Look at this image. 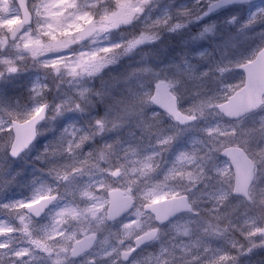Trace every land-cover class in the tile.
<instances>
[{"label":"clouds","instance_id":"clouds-1","mask_svg":"<svg viewBox=\"0 0 264 264\" xmlns=\"http://www.w3.org/2000/svg\"><path fill=\"white\" fill-rule=\"evenodd\" d=\"M259 66L264 0H0V264H264Z\"/></svg>","mask_w":264,"mask_h":264},{"label":"water","instance_id":"water-1","mask_svg":"<svg viewBox=\"0 0 264 264\" xmlns=\"http://www.w3.org/2000/svg\"><path fill=\"white\" fill-rule=\"evenodd\" d=\"M264 87V66L257 67L251 77V90L249 92L248 100L251 99V93L257 88ZM243 163L241 162L238 167V174L242 173Z\"/></svg>","mask_w":264,"mask_h":264},{"label":"rangeland","instance_id":"rangeland-1","mask_svg":"<svg viewBox=\"0 0 264 264\" xmlns=\"http://www.w3.org/2000/svg\"><path fill=\"white\" fill-rule=\"evenodd\" d=\"M3 180V187L7 185V182H9L6 178L0 177V181Z\"/></svg>","mask_w":264,"mask_h":264},{"label":"trees","instance_id":"trees-1","mask_svg":"<svg viewBox=\"0 0 264 264\" xmlns=\"http://www.w3.org/2000/svg\"><path fill=\"white\" fill-rule=\"evenodd\" d=\"M13 191H15V189H13Z\"/></svg>","mask_w":264,"mask_h":264}]
</instances>
